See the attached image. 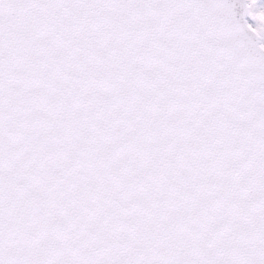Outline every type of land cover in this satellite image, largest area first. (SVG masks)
<instances>
[{
	"label": "snow or ice",
	"instance_id": "6c2138e0",
	"mask_svg": "<svg viewBox=\"0 0 264 264\" xmlns=\"http://www.w3.org/2000/svg\"><path fill=\"white\" fill-rule=\"evenodd\" d=\"M0 264H264V0H0Z\"/></svg>",
	"mask_w": 264,
	"mask_h": 264
}]
</instances>
